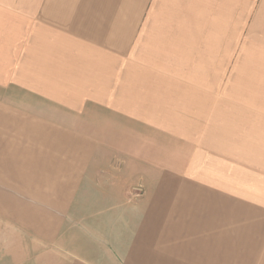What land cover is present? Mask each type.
I'll return each mask as SVG.
<instances>
[{"label": "crops", "instance_id": "crops-1", "mask_svg": "<svg viewBox=\"0 0 264 264\" xmlns=\"http://www.w3.org/2000/svg\"><path fill=\"white\" fill-rule=\"evenodd\" d=\"M111 3L0 0V264H72V257L79 264H198L191 260L201 242L213 251L231 248L221 236L232 233V210L220 213L214 197L196 194L178 203L171 179L146 180L148 171L165 168L167 147L159 145L153 163L141 138H166L167 131L130 130L132 140L122 142L105 123L168 122L169 104L194 108L178 90L216 89L214 81L167 85L168 60L193 66L220 57L231 71L240 58L242 73L264 75V1L127 0V9ZM12 18L19 30L8 34ZM30 18L32 37L14 35ZM255 90L225 100L224 120L208 126L223 137L206 138V150L208 164L220 161L213 151H223L225 162L264 179V82ZM196 174L195 165L199 183ZM137 185L139 196L131 192ZM246 185L240 203L255 208L239 209V246L248 260L264 262L257 252L264 247V194L246 196Z\"/></svg>", "mask_w": 264, "mask_h": 264}, {"label": "rangeland", "instance_id": "rangeland-1", "mask_svg": "<svg viewBox=\"0 0 264 264\" xmlns=\"http://www.w3.org/2000/svg\"><path fill=\"white\" fill-rule=\"evenodd\" d=\"M47 0H45L46 2ZM72 1H83L84 4L86 2H92L94 0H72ZM106 2L112 1L113 6L117 7H125L127 9V0H117L118 3H115V0H104ZM255 0H253L254 2ZM260 1V0H257ZM264 1V0H262ZM73 5L75 3H72ZM42 6L45 4H41ZM43 9V8H41ZM252 12H256L255 9L249 10V15ZM10 13L14 14V11H9ZM46 14V11H45ZM5 16V15H4ZM5 17H12L8 15ZM254 15L249 18V27L250 30L252 27L254 28L255 20L252 19ZM12 19H8V25L5 26V30L8 34H11V30H19L16 25L11 27ZM40 22L43 21L42 16L39 18ZM47 20V19H45ZM26 25H24V30L22 32L18 31L16 34L23 35L25 40L30 39L32 35L30 31L32 29L33 20L25 19ZM14 32V31H13ZM27 33V34H26ZM250 33V31H249ZM10 37V36H9ZM5 46L10 45V38L4 41ZM2 51V46H0V52ZM253 52V51H251ZM140 52L137 51V55L139 56ZM218 53V52H217ZM12 60V57L10 61ZM168 60V59H165ZM164 60V61H165ZM251 60H255L251 58ZM9 61V62H10ZM197 65L194 64L193 66H185L184 59H172L168 60L165 63V67L167 69V73L163 75L165 80L167 81V85H173L171 83H189L193 82L196 83H204L199 84V86L207 85L206 83L213 81L215 82L216 89L207 90V89H199L196 88L195 90L188 91L189 89L178 90L180 93H184V101L191 100L193 102L194 108H186L184 110L186 112L179 111L182 106L179 105H168V122H154L153 120L145 121L144 123H138L133 121H124L121 120L119 122L109 120L105 123L106 128L110 130L119 131V138L127 137L129 140V134L131 133L130 130H148V131H167L166 138H160L154 136V134H150V132H145L147 136L141 138V142H145L147 145L150 146V155L152 162H158L159 160V152L158 148L159 145L164 146L166 144L167 151L166 156L162 155L161 163L162 166L165 167L164 169L148 171L149 173L145 177L147 179H155L158 177H167L171 179V181L176 184H172L170 188H172L173 193H177L178 203H181L186 198H188L192 194H196L200 196V198L204 199L207 196H210V199L213 197L215 198L216 202V210H232L233 220H232V233L227 235H222L221 242H225V245L231 246L230 249L225 248L226 250L221 251H213L207 249L208 243L201 242L200 247H198V251H194L196 256L191 261L196 262L198 264H211V258L209 255H213L212 264H264L261 259L258 260H248L247 255L248 252L246 250H241L239 246V234H238V212L242 205H247V208H255L254 205L251 203L248 204H241L240 203V184L247 182L244 189V194L246 196H251L250 193H258L259 197H262L264 194L263 188V177H258L261 174L260 171H242L238 168V162L234 164H230L232 161L225 162L223 160V151L222 152H215L213 151L212 154L220 153V161L218 159H213L210 164H208V152L206 150V138H222L223 131L222 129L218 128L216 131L208 132V126L214 125L217 123L215 120H224V104L225 100H231L232 98H238L241 94L244 96L248 93H255V86L256 82L261 81L264 82V75L263 74H253V73H242L243 67L242 59L240 58H233L232 65H230L231 71H227L224 67L223 59L220 57H216L215 59H196ZM2 59L0 58V63ZM171 63H175V65H171ZM127 62L125 61V65ZM199 65V66H198ZM2 67V64H0ZM245 69V67H244ZM193 70L194 72H191ZM210 70V72H207ZM190 71V72H188ZM241 71V72H240ZM176 84V85H177ZM185 88L187 87L186 84ZM196 86V85H195ZM171 87V86H168ZM197 87V86H196ZM242 87V89H240ZM169 91V90H168ZM207 97L209 100L210 105H204L201 96ZM213 99V100H212ZM206 102V100H205ZM200 103V105H198ZM207 104V102H206ZM214 104V105H213ZM231 104V103H227ZM174 106V107H173ZM176 106V107H175ZM197 107V108H196ZM214 108V111L213 109ZM176 109L180 113L173 114L172 111ZM201 109L203 111L201 112ZM198 111V112H197ZM182 112V113H181ZM106 113V112H105ZM208 114H214L211 117V120L208 119ZM216 116V117H215ZM109 118H113L114 116L108 115ZM180 119V120H179ZM211 121V122H209ZM222 122H219L221 124ZM140 135V134H137ZM124 142V141H122ZM138 145V144H137ZM160 151V150H159ZM154 154L156 155L154 158ZM163 154V153H162ZM227 164L231 165L227 168ZM196 165V180L200 182L197 183L194 178V167ZM209 167V168H208ZM200 177H198V176ZM254 175V176H251ZM258 177L259 180H256ZM205 178V179H204ZM202 180H205L208 184L203 185ZM254 180V181H250ZM209 181V182H208ZM250 182H258L260 188L257 191H252L250 189ZM199 184V185H198ZM155 185L153 186L154 189ZM132 194L140 195L142 193L141 187H134ZM151 192H154L149 187ZM169 193H172L170 189H168ZM197 192H199L197 194ZM138 195V196H139ZM133 198V196H131ZM135 198V197H134ZM243 203V202H242ZM244 208V206H242ZM217 236L216 247L219 245H223L222 243L219 244V235ZM247 238L244 239V241ZM210 240V239H208ZM260 242V241H259ZM217 250V249H216ZM220 252V255L218 253ZM260 253L264 252V247L260 245V250L257 251ZM214 253L216 258L214 257ZM72 264H79V259L72 257L71 258ZM57 262V261H56Z\"/></svg>", "mask_w": 264, "mask_h": 264}]
</instances>
